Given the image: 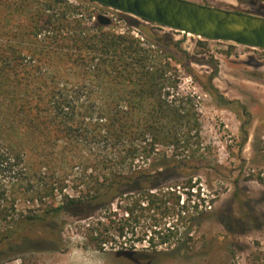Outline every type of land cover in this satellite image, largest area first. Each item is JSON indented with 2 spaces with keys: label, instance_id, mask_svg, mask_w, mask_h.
<instances>
[{
  "label": "trees",
  "instance_id": "1",
  "mask_svg": "<svg viewBox=\"0 0 264 264\" xmlns=\"http://www.w3.org/2000/svg\"><path fill=\"white\" fill-rule=\"evenodd\" d=\"M105 7L0 0V261L61 249L67 217L96 218L84 237L99 250L130 230L161 258L199 205L201 111L180 89L182 70L198 75L138 17L99 23Z\"/></svg>",
  "mask_w": 264,
  "mask_h": 264
},
{
  "label": "rangeland",
  "instance_id": "2",
  "mask_svg": "<svg viewBox=\"0 0 264 264\" xmlns=\"http://www.w3.org/2000/svg\"><path fill=\"white\" fill-rule=\"evenodd\" d=\"M191 1L264 17V0ZM99 13L109 16L119 29L128 27L116 9L107 6ZM138 18L162 37L161 45L186 56L198 75L199 80H194L182 70L180 85L197 96L201 111L198 207L191 210V218L178 223L172 246H158L161 258L150 242L136 241L139 235L130 230L99 250L84 237V225L96 218L67 217L61 249L22 252L0 264H260L255 253L264 250V184L259 180L264 177V49L206 39ZM211 75L230 103L219 101L201 86L199 81ZM227 211L239 222L231 223L224 215Z\"/></svg>",
  "mask_w": 264,
  "mask_h": 264
},
{
  "label": "water",
  "instance_id": "3",
  "mask_svg": "<svg viewBox=\"0 0 264 264\" xmlns=\"http://www.w3.org/2000/svg\"><path fill=\"white\" fill-rule=\"evenodd\" d=\"M142 19L186 33L264 49V17L191 0H94ZM99 23L112 19L100 13Z\"/></svg>",
  "mask_w": 264,
  "mask_h": 264
}]
</instances>
